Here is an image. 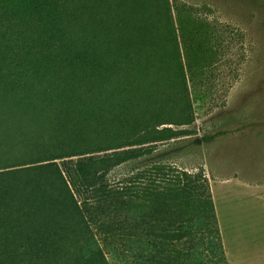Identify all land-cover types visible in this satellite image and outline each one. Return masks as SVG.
<instances>
[{
  "label": "trees",
  "instance_id": "1",
  "mask_svg": "<svg viewBox=\"0 0 264 264\" xmlns=\"http://www.w3.org/2000/svg\"><path fill=\"white\" fill-rule=\"evenodd\" d=\"M0 26V264H228L207 174L154 159L208 54L170 0H0Z\"/></svg>",
  "mask_w": 264,
  "mask_h": 264
},
{
  "label": "rangeland",
  "instance_id": "2",
  "mask_svg": "<svg viewBox=\"0 0 264 264\" xmlns=\"http://www.w3.org/2000/svg\"><path fill=\"white\" fill-rule=\"evenodd\" d=\"M170 3L177 31L183 24L193 36L189 44H205L208 54L199 68L187 71L194 123L169 126L192 135L162 143L154 159L190 173L204 171L228 264H264V0ZM0 32L8 36L5 26ZM178 35L186 64L185 42ZM152 165L149 159L123 166L108 179L120 186ZM220 202H241L238 223L224 217ZM109 262L122 264L112 255Z\"/></svg>",
  "mask_w": 264,
  "mask_h": 264
},
{
  "label": "crops",
  "instance_id": "3",
  "mask_svg": "<svg viewBox=\"0 0 264 264\" xmlns=\"http://www.w3.org/2000/svg\"><path fill=\"white\" fill-rule=\"evenodd\" d=\"M220 203L223 206L222 212L224 214V217H226V219L228 218L230 221L238 223V222H236V219L240 217L239 212H240V210L243 209L241 202H220ZM216 213L218 214L217 219H218V223L220 226L221 220L219 218L220 214H219L218 210L216 211ZM221 227H222V225H221ZM221 227H220V229H221L222 237H224V231L222 230ZM255 230H256V228H255ZM252 237H254V234H252ZM255 237H257V236H255ZM223 242H224V238H223ZM224 247H225V245H224ZM225 251H226V249H225ZM226 256H227V259H229L227 254H226ZM252 263H255V262H251L250 264H252ZM230 264H232V263H230Z\"/></svg>",
  "mask_w": 264,
  "mask_h": 264
}]
</instances>
